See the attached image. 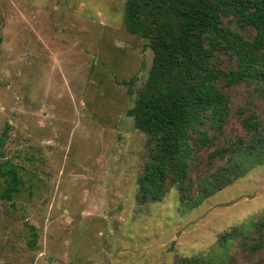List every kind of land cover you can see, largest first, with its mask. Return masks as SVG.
<instances>
[{"label":"rangeland","instance_id":"rangeland-1","mask_svg":"<svg viewBox=\"0 0 264 264\" xmlns=\"http://www.w3.org/2000/svg\"><path fill=\"white\" fill-rule=\"evenodd\" d=\"M125 2L0 0V165L24 173L12 200L0 174V264H174L264 220V162L198 203L199 180L226 163H207L217 146L194 158L186 200L175 187L161 201L137 198L150 141L128 111L154 54L127 29ZM251 90L228 89L222 142L245 134L236 110L249 101L264 121ZM230 253L225 264H264V249L239 240Z\"/></svg>","mask_w":264,"mask_h":264},{"label":"trees","instance_id":"trees-1","mask_svg":"<svg viewBox=\"0 0 264 264\" xmlns=\"http://www.w3.org/2000/svg\"><path fill=\"white\" fill-rule=\"evenodd\" d=\"M124 22L149 40L154 54L128 111L150 141L138 181L140 202L161 201L173 187L186 200L192 162L206 148L217 146L206 156L209 165L218 158L226 163L199 180L198 203L262 164L264 121L252 102L236 110L245 134L221 140L233 114L228 89L244 83L264 100V0H126ZM0 166L1 197L12 200L23 190L24 173L8 159ZM237 240L251 253L264 249V220L249 229L237 225L219 236L218 249L180 256L174 264H225Z\"/></svg>","mask_w":264,"mask_h":264}]
</instances>
